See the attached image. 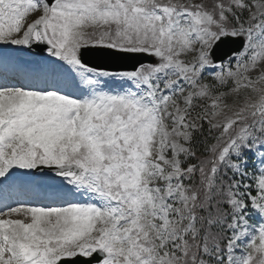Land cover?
I'll use <instances>...</instances> for the list:
<instances>
[{
  "label": "snow or ice",
  "instance_id": "6c2138e0",
  "mask_svg": "<svg viewBox=\"0 0 264 264\" xmlns=\"http://www.w3.org/2000/svg\"><path fill=\"white\" fill-rule=\"evenodd\" d=\"M0 46L58 66L0 78V183L63 184L0 199V264H264V0H0Z\"/></svg>",
  "mask_w": 264,
  "mask_h": 264
},
{
  "label": "bare ground",
  "instance_id": "6f19581e",
  "mask_svg": "<svg viewBox=\"0 0 264 264\" xmlns=\"http://www.w3.org/2000/svg\"><path fill=\"white\" fill-rule=\"evenodd\" d=\"M2 50V49H1ZM20 53H22V52H20ZM2 55H6L7 56V54H2ZM1 54H0V56H2ZM11 56V55H10ZM17 56V55H16ZM29 56V55H28ZM27 55H21V54H19L18 55V57L17 58H21V60H23L24 62L23 63H19L17 60H16V58L15 57H13V58H9L8 56H7V58H8V60L10 61V60H15V62L13 61V64H11V66L9 67V75L11 76V77H14V78H9V79H7V80H11V81H16V80H18V81H20V82H22V83H32V84H35L36 85V82L34 81V79H25L24 78V76L22 75V74H20V73H18L17 71H18V69H20V68H25V69H28V70H38L39 69V66H41V64H42V66H44L43 65V62L42 61H40V59H41V57H38L37 59H39L38 61H37V59L35 60V59H29V58H26V57H28ZM35 56H37V55H35ZM33 57V56H32ZM48 67H52V64H49V65H47ZM15 73V74H14ZM36 73V71H34V74ZM17 74V75H16ZM50 72L48 71V73H46L44 76H43V80H44V83L46 82L45 81V76L47 75V76H50ZM37 77H39L37 74H35ZM17 176H20V177H22V176H25V175H23L21 172L19 173V175H17ZM39 180H37V181H32V180H30V179H27V180H24L23 182H18V183H15V182H13L12 181V179L10 178V180H8V181H4L3 183H0V187H2V189H0V192H4V191H6V192H13L14 191V189H15V186H18L19 184H21V183H28V184H30V186L34 189V185H37L39 188H40V190H35L36 192H38V193H41V194H45V193H51V192H53V191H59V190H61L62 188H63V184H62V182H61V180H58V179H56V178H53V177H42V178H38Z\"/></svg>",
  "mask_w": 264,
  "mask_h": 264
},
{
  "label": "rangeland",
  "instance_id": "374dc122",
  "mask_svg": "<svg viewBox=\"0 0 264 264\" xmlns=\"http://www.w3.org/2000/svg\"><path fill=\"white\" fill-rule=\"evenodd\" d=\"M209 1V2H208ZM207 2L210 4L211 3V0H207ZM2 49V50H1ZM20 52H22V53H20ZM0 54L2 55V54H7V56L9 57V58H13V57H15L16 58V60L20 63H23L24 61L23 60H21V58L19 59V58H17L18 57V55L19 54H21V55H29L28 57H26V58H29V59H37L38 57H41V59H40V61H42L43 62V65L44 66H42V64H41V66L42 67H44L43 68V71H49L50 73H51V70L54 68V67H56V68H58V66L57 65H52V67H48L47 65H49V63L47 62V61H45L43 58H42V55H39V56H35L34 54H32V53H30V52H28L26 49H21V48H18L17 46H7V47H5V46H0ZM11 55V56H10ZM17 55V56H16ZM7 56L6 55H2V56H0V62H3L4 64H7V63H9V64H13V61L15 62V60H8V58H7ZM13 56V57H12ZM33 56V57H32ZM35 59V60H36ZM39 59H37V61H38ZM39 62V61H38ZM15 74V73H14ZM17 75V74H16ZM4 78H8V76H7V74H4V76H3ZM40 81V80H39ZM40 85H44V81H40V83H39ZM19 173H20V171L19 170H17V172L14 174V177L13 178H11L12 179V181L13 182H16V183H18V182H23L24 180H27V179H30V180H32V181H37V180H39L38 178H42V177H53V178H56V179H58V180H60V178H58V177H54L53 175H43V176H39V177H32L31 175H26L25 177H20V176H17V175H19ZM34 181V182H35ZM34 189L36 190H40V188L37 186V185H34ZM36 190V191H37ZM77 199H79V200H81V201H83V197L81 196V197H76Z\"/></svg>",
  "mask_w": 264,
  "mask_h": 264
},
{
  "label": "water",
  "instance_id": "95a60500",
  "mask_svg": "<svg viewBox=\"0 0 264 264\" xmlns=\"http://www.w3.org/2000/svg\"><path fill=\"white\" fill-rule=\"evenodd\" d=\"M28 51L36 54H41L40 46L28 48ZM88 60L92 65H114L116 63L122 62L102 53H92L89 55ZM32 174L34 177L42 175L35 170H33ZM46 174H51V173H46ZM71 259L74 260V264H86V258L80 257V258H71Z\"/></svg>",
  "mask_w": 264,
  "mask_h": 264
},
{
  "label": "trees",
  "instance_id": "16d2710c",
  "mask_svg": "<svg viewBox=\"0 0 264 264\" xmlns=\"http://www.w3.org/2000/svg\"><path fill=\"white\" fill-rule=\"evenodd\" d=\"M209 2V1H208Z\"/></svg>",
  "mask_w": 264,
  "mask_h": 264
}]
</instances>
